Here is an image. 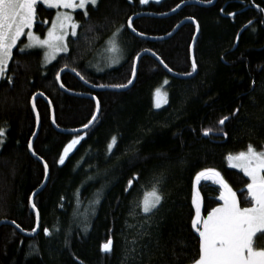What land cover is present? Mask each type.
Returning <instances> with one entry per match:
<instances>
[{
	"label": "trees",
	"instance_id": "1",
	"mask_svg": "<svg viewBox=\"0 0 264 264\" xmlns=\"http://www.w3.org/2000/svg\"><path fill=\"white\" fill-rule=\"evenodd\" d=\"M188 1L210 0L147 4L101 0L98 8L90 5L85 10L87 17L85 11L74 13L78 35L69 38V52L52 64L44 65L42 51H13L6 78L0 82V129H4L0 221H14L27 233L36 226L30 197L42 186L45 173L28 150L36 130L33 96L43 93L50 99L60 129L78 130L92 120L96 105L91 99L60 90L55 75L61 69L75 68L93 86L120 87L131 80L136 57L151 51L173 72L192 73L193 24L184 25L161 42L139 39L127 27L133 16L166 14ZM232 1L217 0L208 8L186 6L172 17L134 21L138 33L153 38L169 35L185 19L199 23L195 48L198 72L191 79L171 77L149 56L140 60L136 83L124 93L94 92L73 75L63 74L61 82L67 90L93 95L101 106L98 120L81 134L84 139L63 165L58 163L59 156L77 135L58 133L52 126L49 106L37 100L41 128L34 152L50 170L46 187L35 199L40 229L28 238L12 226H2L0 264H133L125 259V249L134 239L136 248L144 253L142 264H193L198 259L199 235L191 226L196 175L214 169L242 187L249 180L230 167L229 155L246 152L250 144L256 151L264 150V11L242 12L241 5ZM55 12L40 5L38 13L44 23L37 31L51 25ZM233 13L231 22L228 15ZM116 35L124 50L123 62L115 68L95 70L99 50ZM160 88L167 93L168 102L156 109L154 94ZM224 117L228 122L220 127ZM157 181L162 201L158 211L154 210L155 217L148 221L149 229L142 201ZM97 198L99 203H94ZM205 201L206 216L217 204ZM141 224L152 233L151 242L138 235ZM45 228L49 235H45ZM109 239L112 250L105 253L102 245ZM30 245L38 254L28 255ZM143 245H148L146 250ZM173 250L178 259L173 258Z\"/></svg>",
	"mask_w": 264,
	"mask_h": 264
},
{
	"label": "snow or ice",
	"instance_id": "2",
	"mask_svg": "<svg viewBox=\"0 0 264 264\" xmlns=\"http://www.w3.org/2000/svg\"><path fill=\"white\" fill-rule=\"evenodd\" d=\"M139 2L147 4L149 0H139ZM100 3L101 0H0V80L5 78L8 67L7 62L13 59V49L17 47V42L20 41L22 36H27L28 43L23 44L19 48L20 53L32 48H42L46 49L45 56L54 60L60 53L69 52V43L66 42L68 36L76 37L78 35L77 28L79 25L73 22L72 16L68 13L56 16L45 38H41L31 31L37 19V7L39 4H46L49 8L85 9L88 5L98 8ZM84 15L87 17L88 11H85ZM131 26L130 20L128 27ZM69 27L71 28L70 33L68 31ZM25 29L29 31L25 33ZM132 30L136 31L135 28ZM160 63L168 71H172L163 60H160ZM192 68L195 71V61H193ZM62 71L63 69L56 73L55 79L57 81L60 80ZM71 71L76 72V75L80 76L82 80L85 79L75 68H72ZM135 74L136 67L134 65L133 76ZM188 75H191V73H188ZM8 83H12L10 77H8ZM128 83L131 84L132 80H129ZM60 87H63V84ZM120 87H126V85H121ZM33 107H35L34 104ZM97 108H99V102H97ZM96 118V115H93L92 120L83 127L88 128ZM227 119L228 117H224L219 123L224 124ZM207 134L205 132V135ZM35 135L33 133V136ZM3 136L4 129H0V145L4 142ZM83 139L84 136L77 134L63 148L58 163L63 165L70 149L74 148ZM115 139L113 137L114 142ZM28 147L30 150L32 149L31 141H29ZM111 148L112 144L109 145V150ZM33 154L35 155L34 152ZM228 159H234L236 163L231 166L239 168L250 181L246 184V193L243 189L241 190L244 202L250 206H242L237 193L233 191L216 170L205 169L196 175L195 180L197 183L203 180L212 181L213 184L219 185L221 189L219 199L223 201V204L212 208L207 213V217L202 220L201 198L199 194L193 197L192 203L195 206V217L191 220V226L199 235L198 259H195L193 264H264V243H261V241H264V151L257 152L250 144L246 152H240L235 157L229 155ZM44 173L46 177L49 174L47 163L44 164ZM158 183L159 181L153 184L152 191L146 193L142 201V212L146 214L145 224H148V221L155 217L156 211H158L157 206L161 205L162 194L158 189ZM131 185L132 181L130 180L129 187ZM94 203H99V199L97 198ZM33 207H35L34 204ZM12 223L15 222L13 221ZM16 227L19 228V225H16ZM157 227H159V222H157ZM140 228L141 231L138 232V235L141 239L148 237L149 242H151L152 233L144 228V224H141ZM148 228H151V224H148ZM84 230L87 231V226H85ZM32 231L35 232L36 230L33 229ZM44 232L45 235H49L47 228L44 229ZM137 243L135 239L131 241V247L125 249V259L132 260L133 264H142L144 253L136 248ZM156 246L159 247L158 237ZM29 247L32 251L28 255H32L34 252L38 254V249H35L34 245ZM142 247L146 250L148 245H143ZM111 250L112 240L109 239L102 245V251L108 253ZM173 258L178 259L174 250Z\"/></svg>",
	"mask_w": 264,
	"mask_h": 264
},
{
	"label": "water",
	"instance_id": "3",
	"mask_svg": "<svg viewBox=\"0 0 264 264\" xmlns=\"http://www.w3.org/2000/svg\"><path fill=\"white\" fill-rule=\"evenodd\" d=\"M216 2H217V0H212L211 2L188 1V2H185V3L181 4V5H179V7H177L175 9V11H171V12L166 13V14H161V15L152 14V13L138 14V15L133 16L132 18H130L128 20L127 27H128V24H129V22L131 20V25L132 26L128 27V29H129L130 33L133 36H135V37H137L139 39H142V40L150 41V42H161V41H165V40H168V39L172 38L184 25H186L188 23L193 24L194 27H195V35H194V37L192 39V42H191V45H190V62H191V66H192L193 61H195V63H196L195 48H196V44H197V41H198L199 36H200V26H199V23L195 19L189 18V19L183 20L182 22H180L174 28V30L169 35L164 36V37H158V38L144 36V35H141L140 33H138L137 31L134 32L132 30L133 29V23H134L135 20L143 18V17H148V18H168V17H172V16L178 14L186 6L196 5V6L205 7V8L212 7V6H214L216 4ZM144 56H149V57L153 58L164 69V71L166 73H168L171 77L176 78V79L188 80V79H191V78L195 77L197 72H198L197 65H196L195 71H193V68H192L191 75H180V74H177V73H175L173 71L170 72V71H168L167 68H165L163 66V64L160 63V60H162V59L159 56H157L155 53L151 52V51H144V52L140 53L136 57V60L134 62V65L136 67V74H135V76H133V74H132V78H131L132 83L131 84L128 83L126 85V87H116V86H99V87H97V86H93V85L89 84L88 82H85L86 80H82L80 78V76L76 75V72L71 71V69H68V68L63 69V71L60 73L61 78H60L59 81H57V85L60 88V90L62 92H64V93L70 95V96H74V97H77V98H87V99L93 100L95 105H96V111H95L94 115H96L97 118H96L95 121H93V123L91 125H89L88 128H82V129H78V130H64V129H60L57 126V124H56L55 110H54L53 104L50 101V99L44 94L43 95H41V93L35 94L33 96L32 100H31V106H32V110H33L35 118H36V130H35V134L36 135L33 136L31 138V140H30L32 142V146H33L32 149L30 150L29 147H28L29 153L32 156V158H34L37 161H39L44 167V164L46 162L42 158L38 157L36 155V153L34 152V143H35V141H36V139H37V137L39 135L40 128H41L40 114H39L37 106H36V103H37L38 99L43 100L49 106L50 113H51L52 126L60 134L70 135V136H74V135H77V134H79V135L84 134L86 131H88L96 123V121L99 118L101 106H100V103H99V108H97V102H99L98 99L95 96L90 95V94L74 93L72 91L67 90L64 86L60 87V85L62 84L61 79H62L63 74L68 73V74L73 75L77 80H79L80 83H82L85 87H87L88 89H90L91 91H94V92H108L109 91V92H116V93H124V92H127L130 89H132L133 86L135 85L136 80H137V76H138L140 60ZM33 104L35 105V107H33ZM37 117H38V119H37ZM227 122H228V119L224 121V124H220V127H224V125ZM33 152L35 153V155L33 154ZM49 178H50V170H49L48 176L47 177L45 176V180H44L42 186L39 189H37L30 197V206H31L32 210L34 211L35 218H36V226H35V230L36 231L32 232V233H27L25 231H22V229L20 227L17 228L16 227V225H17L16 223H12L11 221H7V220L0 221V228L2 226H6V225L12 226L19 233H21L23 236L28 237V238L35 237L38 234L39 229H40V213H39V211H38L36 206L33 207V204L35 205L36 196L46 187V185H47V183L49 181ZM200 183H197L195 181L196 188H197V186L200 185Z\"/></svg>",
	"mask_w": 264,
	"mask_h": 264
},
{
	"label": "rangeland",
	"instance_id": "4",
	"mask_svg": "<svg viewBox=\"0 0 264 264\" xmlns=\"http://www.w3.org/2000/svg\"><path fill=\"white\" fill-rule=\"evenodd\" d=\"M151 1L159 2V1H162V0H149V2H151ZM42 5H44L48 9L56 10L55 17L53 18V21H54V19L56 18V16L58 14L68 13L69 15L72 16L73 22H75V20H74V13L75 12H77V11H85L90 6V5L86 6L85 9H80V8H76V9L67 8L66 9V8H63V7L49 8L46 4H42ZM51 26H52V23L47 29H45L43 31H34L32 29H31V31H33L35 34L39 35L41 38H45L46 37V33H47L48 29ZM28 31H29L28 29H25V33H27ZM68 31H69V33L71 32V28L70 27H69ZM70 37H72V36L69 35L66 42H68ZM25 43H28L26 35H24V36H22L20 38V41L17 42V47L16 48L22 47L23 44H25ZM29 51H42L43 52V63H44L45 66H48V65L52 64L59 56L66 54V53H60L56 57V59L52 60L50 57L45 56L46 49L32 48V49L26 50L25 52H29ZM124 58H125V55H124L123 47H122L121 42H120V38L118 37V35H116L112 39L108 40L104 44V46L99 50L97 56L94 59L93 68L95 70H97V71H100V72L104 71L106 69L115 68V67L119 66L123 62ZM7 63H9V61ZM158 90L159 91H156L155 94H154V107L156 109H161V108H163V107H165L167 105L168 96H167V93L165 92V90L163 88H160ZM157 105H159V107H157ZM77 145L74 148L70 149L68 155H70V153L77 147ZM228 162H229V165H230L231 168H233L231 165L233 163H236L235 160H229V159H228ZM234 169L240 170L239 168H234ZM195 193H194V196L197 195Z\"/></svg>",
	"mask_w": 264,
	"mask_h": 264
},
{
	"label": "flooded vegetation",
	"instance_id": "5",
	"mask_svg": "<svg viewBox=\"0 0 264 264\" xmlns=\"http://www.w3.org/2000/svg\"><path fill=\"white\" fill-rule=\"evenodd\" d=\"M211 1L212 0H210L209 2H211ZM234 1L241 5L242 12H245V11H248V10L249 11L250 10L251 11H255L257 13L260 12V11H264V8H263V5H262V3H264V0H234ZM234 1H232V2H234ZM40 5H42V4L38 5L37 12L39 10ZM228 18H230L231 22H233L234 18H235L234 13L228 15ZM43 23H44V21H43V19L40 17V15L38 13L36 22H35L34 27H33L32 30L37 31V28ZM15 49H17V48H15ZM6 73H7V69H6ZM5 77H6V75H5ZM2 139H3V137H2ZM3 141H4V139H3ZM1 147H2V145H0V150H1ZM262 151H264V150H262ZM257 152H260V151H257ZM236 155L237 154L231 155V156L235 157ZM238 171H240V170H238ZM220 175L223 178V180L233 189V191H235L237 193L238 198L241 200L242 206H250V205H248V204H246L244 202L243 196L241 194V190L242 189L246 193V184L247 183L244 186H242V187H238V186L232 184L230 181H228V179H225V177L221 173H220ZM195 192H196V194H199V197L201 198V219L202 220L207 217V215L206 216L204 215L205 202H206L205 199L206 198H207L208 202H210V201L215 202L217 204L216 207L221 206L223 204V201L219 199L221 189L219 188V185L213 184L212 181H202L200 183V185L197 186ZM261 243H264V241H261Z\"/></svg>",
	"mask_w": 264,
	"mask_h": 264
},
{
	"label": "bare ground",
	"instance_id": "6",
	"mask_svg": "<svg viewBox=\"0 0 264 264\" xmlns=\"http://www.w3.org/2000/svg\"><path fill=\"white\" fill-rule=\"evenodd\" d=\"M193 19V18H192ZM180 31V30H179ZM38 156V155H37ZM39 157V156H38ZM228 161V160H227ZM27 232V231H26Z\"/></svg>",
	"mask_w": 264,
	"mask_h": 264
}]
</instances>
